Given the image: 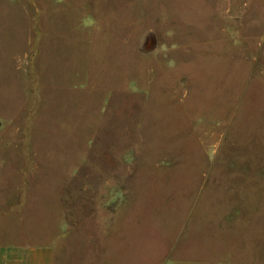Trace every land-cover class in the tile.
Instances as JSON below:
<instances>
[{
    "label": "rangeland",
    "instance_id": "rangeland-1",
    "mask_svg": "<svg viewBox=\"0 0 264 264\" xmlns=\"http://www.w3.org/2000/svg\"><path fill=\"white\" fill-rule=\"evenodd\" d=\"M54 264H264V0H0V244Z\"/></svg>",
    "mask_w": 264,
    "mask_h": 264
},
{
    "label": "crops",
    "instance_id": "crops-1",
    "mask_svg": "<svg viewBox=\"0 0 264 264\" xmlns=\"http://www.w3.org/2000/svg\"><path fill=\"white\" fill-rule=\"evenodd\" d=\"M55 249L51 244L1 243L0 264H54Z\"/></svg>",
    "mask_w": 264,
    "mask_h": 264
}]
</instances>
